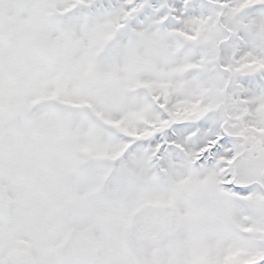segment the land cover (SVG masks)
Segmentation results:
<instances>
[{
  "label": "snow or ice",
  "instance_id": "obj_1",
  "mask_svg": "<svg viewBox=\"0 0 264 264\" xmlns=\"http://www.w3.org/2000/svg\"><path fill=\"white\" fill-rule=\"evenodd\" d=\"M0 264H264V0H0Z\"/></svg>",
  "mask_w": 264,
  "mask_h": 264
}]
</instances>
